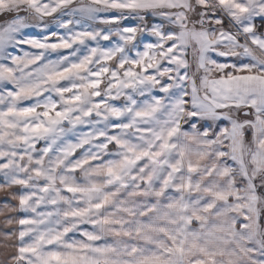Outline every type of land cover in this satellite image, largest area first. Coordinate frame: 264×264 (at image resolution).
<instances>
[{
	"label": "snow or ice",
	"instance_id": "1",
	"mask_svg": "<svg viewBox=\"0 0 264 264\" xmlns=\"http://www.w3.org/2000/svg\"><path fill=\"white\" fill-rule=\"evenodd\" d=\"M0 264H264V0H0Z\"/></svg>",
	"mask_w": 264,
	"mask_h": 264
},
{
	"label": "crops",
	"instance_id": "2",
	"mask_svg": "<svg viewBox=\"0 0 264 264\" xmlns=\"http://www.w3.org/2000/svg\"><path fill=\"white\" fill-rule=\"evenodd\" d=\"M248 137H249V139H250V133H249Z\"/></svg>",
	"mask_w": 264,
	"mask_h": 264
},
{
	"label": "rangeland",
	"instance_id": "3",
	"mask_svg": "<svg viewBox=\"0 0 264 264\" xmlns=\"http://www.w3.org/2000/svg\"><path fill=\"white\" fill-rule=\"evenodd\" d=\"M22 54V53H21ZM249 135V134H248ZM249 138V137H248Z\"/></svg>",
	"mask_w": 264,
	"mask_h": 264
}]
</instances>
